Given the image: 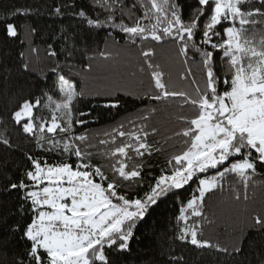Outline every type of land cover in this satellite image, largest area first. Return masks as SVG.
Instances as JSON below:
<instances>
[{
  "label": "snow or ice",
  "instance_id": "obj_1",
  "mask_svg": "<svg viewBox=\"0 0 264 264\" xmlns=\"http://www.w3.org/2000/svg\"><path fill=\"white\" fill-rule=\"evenodd\" d=\"M255 3L260 6L244 7ZM94 6L107 13L103 20L89 18L83 10L79 17L91 28L116 29L127 44L138 46L143 61L140 71L150 77L144 98L177 106L178 128L173 135L182 139L183 147L167 161L170 171L154 178L143 197H130L127 189L142 186L138 182L143 179V166L133 161L154 151L148 137L158 130L151 127L149 131L148 122L156 108L141 113L139 124L129 120L133 128L119 123L92 134L102 137L94 143L89 133L74 131L86 123L76 119L74 111L83 89L57 74L53 90L58 98L46 91L40 98L24 99L10 116L36 148L60 158L50 163L48 156L27 154L30 167L18 183L9 186L21 193L22 212L32 214L30 222L13 228L27 242L26 253L17 264H113L109 251L129 250L134 229L149 209L194 181L198 185L186 203H181L176 217L181 226L175 239L198 249L229 253L228 247L200 238L205 224L213 223L204 207L206 196L222 191L229 176L242 185L246 201L250 181L264 171V30L257 33L254 27L259 23L254 17L264 16V0H195L187 6L180 0H94ZM185 7L190 9L187 20ZM54 11L61 15L60 7ZM6 35H18L15 24L6 23ZM146 45L172 48L182 69L175 80L170 74L165 79L161 65L153 61L154 46ZM216 53L222 54L223 77L217 72ZM48 55L56 53L49 51ZM111 56L106 48L97 49L86 57L90 63L85 70L97 58L109 60ZM28 67L23 65L25 71ZM104 106L117 108L118 104ZM0 144L11 147L2 134ZM94 155L108 162L107 171L104 164L92 163ZM234 199L241 197L236 194ZM249 227L264 234V215H253ZM241 250L239 245L232 247V252ZM182 260L170 253L167 264Z\"/></svg>",
  "mask_w": 264,
  "mask_h": 264
},
{
  "label": "trees",
  "instance_id": "obj_2",
  "mask_svg": "<svg viewBox=\"0 0 264 264\" xmlns=\"http://www.w3.org/2000/svg\"><path fill=\"white\" fill-rule=\"evenodd\" d=\"M180 2L187 6L195 0ZM259 6L255 3L244 7ZM56 7L61 8V15H56ZM17 10H25L26 14L17 15ZM81 10L92 19L103 20L107 15L103 9L94 6V0H0V134L11 142V147L0 144V264H17L26 253L27 242L21 232L13 231V228L17 223L24 225L30 222L32 214L30 211L22 212L19 208L21 193L9 190V186L18 183L30 167L27 154L41 158L48 156L50 163L60 159L36 148L34 141L25 138L18 126L10 121V116L24 99L40 98L46 91L58 98V92L53 90L57 74L75 84L78 90L83 89L84 95L77 98L74 111L76 119L86 123L75 126L74 131L77 134L89 133L94 143L102 137L92 134L110 130L119 123L133 128L134 125L128 124L129 120L139 124L141 113L156 108L148 122L149 131L151 127L158 130L148 137L154 151L151 156L145 155L143 159L133 161L143 166V179L138 182L142 186L133 185L127 189L130 197H143L154 178L159 177L162 171H170L167 161L183 147L182 139L173 135L178 128L175 117L180 110L177 106L144 98L150 77L146 71H140L143 61L138 46L127 44L126 38H122L124 34L116 29L89 27L78 15ZM189 13L190 9L185 7V20ZM116 17L118 22L119 11ZM124 19L131 23L127 17ZM254 19L259 21L254 26L259 33L264 30V16ZM7 22L15 24L18 30L16 37L6 35ZM214 40H219V37H214ZM148 46H154L153 61L161 65L166 73L165 79L170 74L175 80L182 69L172 48L169 45L145 47ZM33 48L37 51L33 52ZM105 48L112 53L111 59L97 58L91 62V69L86 71L90 63L86 57L97 49ZM49 51L56 55L49 56ZM221 55L215 54L217 72L223 77ZM25 63L29 65L27 71L23 68ZM54 68L56 72H52ZM193 72H196L195 67ZM114 102L118 104L117 108L104 106ZM81 112L85 115L81 116ZM156 148L160 151L156 152ZM71 162L76 163L75 157ZM92 163L104 164L107 171L108 162L101 156L94 155ZM108 174L111 177V172ZM197 185L198 181L190 182L153 205L145 219L137 223L129 241V250L119 254L109 251L113 264H167L170 253L183 257L179 264H264V234L249 227L253 215H264V171L258 172L250 181L246 201L242 185L231 176L224 181L222 191L218 189L206 196L204 212L213 223L205 224L200 238L228 247L227 254L214 248L198 249L175 239L181 226L176 221L181 203H186ZM236 194L240 195V201L234 199ZM227 210L231 214L227 216L226 213L227 219H223V211ZM234 245L241 246L242 250L232 252Z\"/></svg>",
  "mask_w": 264,
  "mask_h": 264
},
{
  "label": "rangeland",
  "instance_id": "obj_3",
  "mask_svg": "<svg viewBox=\"0 0 264 264\" xmlns=\"http://www.w3.org/2000/svg\"><path fill=\"white\" fill-rule=\"evenodd\" d=\"M226 213H228L227 216L231 214V212L229 210H227V212L223 211V216H225V217H223V219H227L226 218Z\"/></svg>",
  "mask_w": 264,
  "mask_h": 264
}]
</instances>
